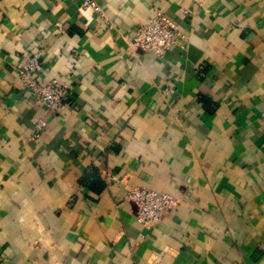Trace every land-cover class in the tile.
<instances>
[{
    "label": "crops",
    "instance_id": "0c3cea01",
    "mask_svg": "<svg viewBox=\"0 0 264 264\" xmlns=\"http://www.w3.org/2000/svg\"><path fill=\"white\" fill-rule=\"evenodd\" d=\"M97 2L0 0V264H264V0ZM157 13L162 57L131 47ZM32 53L70 86L55 114ZM133 187L177 204L143 227Z\"/></svg>",
    "mask_w": 264,
    "mask_h": 264
},
{
    "label": "built area",
    "instance_id": "2783aa9c",
    "mask_svg": "<svg viewBox=\"0 0 264 264\" xmlns=\"http://www.w3.org/2000/svg\"><path fill=\"white\" fill-rule=\"evenodd\" d=\"M80 2L83 10L100 13L97 0H80ZM181 40L182 35L175 24L164 14L157 13L136 28L131 47L142 53L162 57L171 47L181 46ZM40 74V54L32 53L18 70V79L36 102L41 103L49 113L55 114L69 102L70 86L55 79L42 82ZM44 128V121L38 120L31 139H35ZM126 199L134 204L136 220L143 227L157 223L167 210L177 204L173 195L144 187L130 188Z\"/></svg>",
    "mask_w": 264,
    "mask_h": 264
}]
</instances>
